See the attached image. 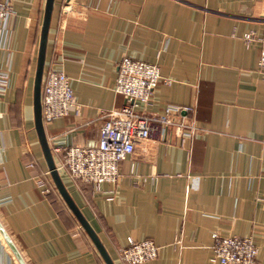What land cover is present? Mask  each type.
<instances>
[{
  "label": "crops",
  "instance_id": "1",
  "mask_svg": "<svg viewBox=\"0 0 264 264\" xmlns=\"http://www.w3.org/2000/svg\"><path fill=\"white\" fill-rule=\"evenodd\" d=\"M45 1L11 0L0 34V224L24 264H105L56 189L35 129ZM263 26L264 0H54L41 91L46 71L62 70L79 104L43 122L55 162L56 145L97 144L105 114L124 103L114 87L125 56L162 76L142 111L188 106L181 115L200 128L187 137L155 124L114 183L58 170L114 264H125L119 249L129 239L159 247L142 264H219L210 260L214 232L251 236L264 264ZM0 264H21L1 232Z\"/></svg>",
  "mask_w": 264,
  "mask_h": 264
},
{
  "label": "built area",
  "instance_id": "2",
  "mask_svg": "<svg viewBox=\"0 0 264 264\" xmlns=\"http://www.w3.org/2000/svg\"><path fill=\"white\" fill-rule=\"evenodd\" d=\"M12 12L11 0L0 2V34L7 31ZM253 37L252 31L244 35L246 42H250ZM257 39L260 43L257 64L264 73V26ZM160 81L162 76L157 64L130 56L123 57L117 63L114 88L124 97V103L105 114L95 146L53 147V152L61 155L55 162L57 169L66 170L75 182L95 185L114 183L120 176V162L134 151L137 144H145L155 124L165 129H176L181 136L191 137L197 133L200 128L196 123L181 115L191 107L168 104L161 112L142 111V106L148 104ZM41 107L43 122L66 116L71 110L79 111L70 80L62 70L50 68L46 71L42 83ZM28 166H33V163L29 162ZM39 184L42 186L44 182ZM45 192L48 193L47 188ZM212 239V262L257 264L258 248L251 236H225L214 232ZM158 252L159 247L152 240L129 239L127 245L119 249V257L125 264H142L156 258Z\"/></svg>",
  "mask_w": 264,
  "mask_h": 264
},
{
  "label": "water",
  "instance_id": "3",
  "mask_svg": "<svg viewBox=\"0 0 264 264\" xmlns=\"http://www.w3.org/2000/svg\"><path fill=\"white\" fill-rule=\"evenodd\" d=\"M53 2L54 0L45 1L44 15H43V21H42V26H41L40 38H39L36 69H35V76H34V83H33V114H34L35 129H36L38 140H39L42 152H43V156L45 158V161L48 167V171L50 173V176L53 180V183L56 189L58 190L59 194L61 195V197L67 204L68 208L74 214V216L76 217V219L78 220L82 228L85 230L87 235L90 237L91 241L95 245L96 249L98 250L105 264H114L113 260L111 259L107 251L105 250L96 232L91 227V225L86 220V218L83 216L82 212L80 211L78 206L75 204V202L71 198L69 192L67 191L59 175L58 169L55 165V161H54V158L51 152V148L48 144L45 130H44V124H43V119H42V107H41V81H42L43 68H44V62H45V51H46L47 36H48V31H49L51 13L53 9ZM0 232L4 236L9 246L12 248L13 252L17 256L21 264H24L21 257L19 256V253L17 252L16 248L14 247L13 243L11 242L9 236L7 235V233L5 232L1 224H0Z\"/></svg>",
  "mask_w": 264,
  "mask_h": 264
}]
</instances>
